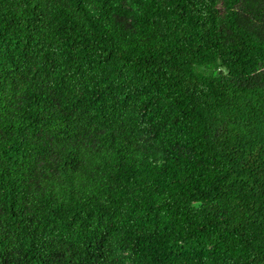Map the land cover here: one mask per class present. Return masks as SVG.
Wrapping results in <instances>:
<instances>
[{
    "label": "trees",
    "instance_id": "1",
    "mask_svg": "<svg viewBox=\"0 0 264 264\" xmlns=\"http://www.w3.org/2000/svg\"><path fill=\"white\" fill-rule=\"evenodd\" d=\"M0 264H264V0H0Z\"/></svg>",
    "mask_w": 264,
    "mask_h": 264
}]
</instances>
